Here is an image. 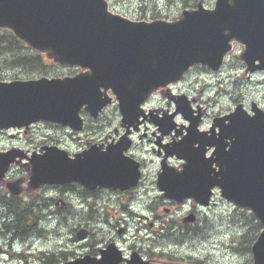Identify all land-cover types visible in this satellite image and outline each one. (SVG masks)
Segmentation results:
<instances>
[{"label":"water","instance_id":"obj_1","mask_svg":"<svg viewBox=\"0 0 264 264\" xmlns=\"http://www.w3.org/2000/svg\"><path fill=\"white\" fill-rule=\"evenodd\" d=\"M0 29L10 30L57 64L80 69L63 77L0 80V129L27 131L43 121L80 131V110L97 117L112 102L111 94L122 120L134 124L141 115L147 117L142 105L152 93L167 95L169 85L191 67L219 69L234 42L244 46L240 59L246 71L264 70V0H215L213 7L199 0L172 21L132 20L110 11L107 0H0ZM175 103L170 117L181 112L189 118L183 95ZM252 109L251 115L239 104L216 119L220 132L208 141L215 145L211 157L203 154L199 120L189 118L188 133L170 152L184 160L182 169L167 167L166 154L158 183L168 198H193L203 205L217 185L222 197L250 210L262 226L252 245L253 264H264V110ZM154 119L161 129L168 125ZM127 134L116 146L101 150L92 145L73 156L47 145L31 155L17 148L1 151L0 184L14 195L22 192L23 178L5 180L16 163L25 168L34 189L73 181L85 188H123L128 185L125 177L139 167L124 155ZM197 142L202 145L196 149ZM86 233L81 229L77 236ZM90 263L110 264L104 259Z\"/></svg>","mask_w":264,"mask_h":264},{"label":"flooded vegetation","instance_id":"obj_2","mask_svg":"<svg viewBox=\"0 0 264 264\" xmlns=\"http://www.w3.org/2000/svg\"><path fill=\"white\" fill-rule=\"evenodd\" d=\"M193 70L202 71L201 73L205 74L197 76L194 92H190L188 88L183 90V83ZM221 70H213L207 66H197L189 69L181 81L171 84L172 93L168 95L161 92L153 94L143 106L147 117L141 115L131 125L122 120L116 101H112L106 106L96 118L81 110V115L85 121L84 131L78 133L65 128L68 134L76 136V139L80 142L84 141L83 147L96 144L101 150H106L110 146H116L121 138L128 133L124 140L128 143L124 155L137 162L139 168L136 171L134 169L132 173L125 177L128 185L123 188L106 185L80 188L77 191L70 192V189H74L75 186H68L67 188L65 186H55L60 191L57 195L68 190L66 195H63L64 198L59 197L57 200L54 196L40 194L43 188L46 189L50 186L40 189L36 194L42 196L43 201L41 204L47 206L50 216L52 213L58 215L57 208L53 209V206L55 204L57 206L58 203H61V214L63 215L67 213L75 217L78 213L77 208H80L84 210L87 219L100 222L104 227L105 233L103 232V235H107L102 236L103 240L100 245L96 246L93 243L95 232L91 229L94 227L91 221L87 222L86 225L79 224L77 227L72 228L70 239L72 248L68 246L69 249H60L53 252H24L23 257L22 255L20 257L23 264H32V262H35V264H65L67 261H71L73 264H91L90 261L101 259L110 262V264H206L203 250L200 247L190 245V241L187 243L190 246H184V243L187 239L205 237L209 217L204 213V209L214 204L217 190L213 191L209 206H201L193 199L179 203L164 196L163 192L159 190L158 181L163 170L162 161L166 154H169L166 158L167 167H171L175 171L181 170L183 161L175 155H171L170 152L177 149L182 137L188 133L187 128L191 125V119L189 118L199 120L197 130L204 139L203 147L205 150L203 154L205 157L214 155L215 145H211L208 141L219 136L220 128L216 119L231 112L224 113L214 109L218 104L219 94H222L223 82L219 76ZM254 73H250L248 76L251 77ZM212 91L214 92L212 93ZM180 95H183L184 101L187 102L189 110L186 111V115L189 118H185L181 115V112L175 113L172 118L170 117L177 110L175 101ZM233 100L235 101L237 98H233ZM256 104L252 100L248 108L245 107L247 112L251 114V108L255 107ZM109 108L116 109V117L100 119ZM150 111H152V114L149 113ZM151 116H153V119H151ZM154 118L161 121L164 119L162 122L168 123L169 126L167 125L161 129L155 123ZM225 123H228V120ZM35 126L42 127L43 130H48L49 126L62 128L51 123H37L27 133L33 131ZM17 131L20 134H27L23 130ZM97 134L98 136H96ZM51 143L56 142L50 140L48 144ZM201 145L197 142L193 147L197 149ZM136 172L139 175L135 181ZM149 189L158 190L157 194L150 195ZM141 196L142 199L144 197L150 198L147 207L155 212V220H147L149 218L147 215H140V217H143L144 222L148 224L147 228L150 230L146 233L150 234L147 239L140 238L139 227L135 224V217L138 216L135 215V205L139 203ZM160 205L168 215L157 214L156 210ZM186 205L189 206L181 216L173 217L171 215L172 209L185 207ZM188 213L195 214L196 217L193 222L184 219ZM80 216L82 218V215ZM156 222H159V224ZM26 223L28 225V222ZM129 225H132L133 228L131 233ZM81 228H84L87 234L83 238H78L77 233ZM36 231L37 229L34 232ZM29 235L22 237L26 239ZM172 235L176 240H171ZM171 241L175 242L171 243ZM77 243L80 246L75 247ZM5 252H9V250Z\"/></svg>","mask_w":264,"mask_h":264},{"label":"rangeland","instance_id":"obj_3","mask_svg":"<svg viewBox=\"0 0 264 264\" xmlns=\"http://www.w3.org/2000/svg\"><path fill=\"white\" fill-rule=\"evenodd\" d=\"M213 2L214 0H205V5L212 7ZM110 8L114 12L136 20L155 19L151 14L154 9H157L159 10L160 18L170 20L178 17L184 7L183 4L177 0H119L117 2L110 1ZM242 49V45L235 44L232 51L226 56L224 67L222 70L220 69L221 72L219 76L221 77L223 85L221 87L222 94H219V98L217 99L218 104L214 107L217 111L227 113L231 111L237 103H242L244 107L248 108L252 100H254L259 107L264 108V71H257L249 77V73H245V66L239 58ZM50 69L52 75L62 76L70 74V71L65 67L63 68L55 65ZM2 71V76L6 79H23L39 76L25 75L18 68H10V66L9 68H4ZM201 72L197 70L191 71L186 77L182 89L186 90L188 88L190 92H194L197 76H203L205 74ZM213 92L214 91H212V93ZM233 98H237V100L234 101ZM115 117L116 109L109 108L100 119ZM17 132L16 130L0 132V150H8L12 148V146L29 151L34 149L38 150L40 145L48 144L50 140L56 142L51 144H56L70 152L81 150L84 145V141L80 142L76 139V136L69 135L64 128L59 129L49 126L48 130H43L42 127L35 126L33 131L27 134H20ZM96 136H98V134ZM19 176H26L24 168L18 165H12L7 173V177L14 179ZM5 190L6 189L0 187V197L10 196ZM73 190L77 189H70V192H73ZM157 191L149 189L150 195L157 194ZM35 192L37 191L33 189L25 190L24 193L21 194L24 195L23 197L21 196L22 201L25 202V200L29 199L30 195ZM66 192H68V190L57 195L60 193L59 189L55 186H50L46 189L43 188L40 194L44 196L47 194L54 196L56 200L59 197L64 198L63 195H66ZM149 203V197H144V199H142L141 196L139 203L135 205V215H138L135 217V224L139 227L141 239H147L150 234L146 233L150 230H148V224L144 222L143 217H140V215L145 214L149 217L147 220H155V212L147 207ZM38 204H41V202H38ZM188 206L189 205L172 209L171 215L173 217L181 216L186 212ZM55 207L56 204L53 206V209H55ZM77 210L78 213L75 217L67 213L64 215L61 213L53 215L52 213L50 216L47 209L42 210L43 215L38 217L37 224V228L42 230H37L26 239L19 237L12 245L13 247L9 245V235L4 232L5 229H2L3 220L0 218V264H23V262L11 259L10 255L5 252L11 248L15 251L25 250V253L32 251L53 252L60 249H69L68 246L72 248V242L70 241L72 228L75 226L77 227L79 224L86 225L87 222L90 221L94 226L91 229L95 232V240L93 243H95L96 246L100 245V242L103 240L102 236L107 235H103V225L100 222H93L87 219L83 209L77 208ZM242 211L245 212L246 210L238 208L217 194L214 198V204L204 209V213L209 217L207 221L208 229L206 230L205 237L200 236L194 239H187L184 246H188L189 244L187 243L190 241V245H197L200 247L203 250L206 264H252L250 248L259 234L261 227L257 226L256 219L248 211L247 216L250 214L251 221L255 223L249 222L245 224L244 221L246 218ZM156 212L159 215L166 214L162 205L157 208ZM6 213H8L7 207L4 203H0V214L5 215ZM80 215H82V218ZM156 223L159 224V222ZM128 227L131 233L133 230L132 225ZM171 240H176L173 235L171 236ZM173 242L171 241V243ZM78 245L79 243H77L75 247ZM32 264H35V262H32Z\"/></svg>","mask_w":264,"mask_h":264},{"label":"trees","instance_id":"obj_4","mask_svg":"<svg viewBox=\"0 0 264 264\" xmlns=\"http://www.w3.org/2000/svg\"><path fill=\"white\" fill-rule=\"evenodd\" d=\"M117 2L119 0H111ZM183 4L184 8L195 7L198 0H177ZM152 17H160L159 10L152 11ZM24 44L17 40L15 36L8 30L0 29V79L4 68H18L25 75H47L50 73L51 62L44 56L37 52L26 50ZM38 197H34L30 202H22L19 198L14 196L3 199L7 207L9 217H12L11 235L25 236L32 226L35 224L36 219L34 216L35 201ZM39 207V206H38ZM28 222V225L27 223ZM257 226L259 224L257 223Z\"/></svg>","mask_w":264,"mask_h":264}]
</instances>
